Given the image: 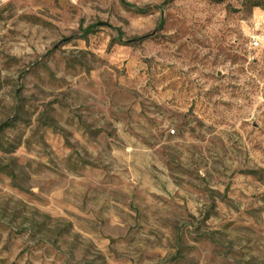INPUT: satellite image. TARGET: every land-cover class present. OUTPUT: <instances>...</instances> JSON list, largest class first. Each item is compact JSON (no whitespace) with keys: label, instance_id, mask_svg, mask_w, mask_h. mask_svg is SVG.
Segmentation results:
<instances>
[{"label":"rangeland","instance_id":"obj_1","mask_svg":"<svg viewBox=\"0 0 264 264\" xmlns=\"http://www.w3.org/2000/svg\"><path fill=\"white\" fill-rule=\"evenodd\" d=\"M0 264H264V0H0Z\"/></svg>","mask_w":264,"mask_h":264},{"label":"built area","instance_id":"obj_2","mask_svg":"<svg viewBox=\"0 0 264 264\" xmlns=\"http://www.w3.org/2000/svg\"><path fill=\"white\" fill-rule=\"evenodd\" d=\"M171 133H172V134H175L176 132H175V131H172Z\"/></svg>","mask_w":264,"mask_h":264}]
</instances>
